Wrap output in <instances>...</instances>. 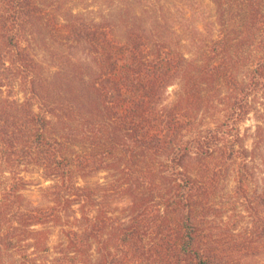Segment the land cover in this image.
<instances>
[{"label":"trees","instance_id":"trees-1","mask_svg":"<svg viewBox=\"0 0 264 264\" xmlns=\"http://www.w3.org/2000/svg\"><path fill=\"white\" fill-rule=\"evenodd\" d=\"M212 2L223 26L215 57L190 60L167 42L149 55L141 42L128 47L113 39L101 46L102 54L110 52L106 59H97L103 73L89 83L91 94L101 97L95 108L86 102L75 115L71 106V116L62 117L55 103L37 112L29 101L35 97L0 98V145L9 149L11 167H38L52 181L44 188L46 203L28 207L25 178L13 171L0 178V264H235L234 253L254 249L264 236V186L256 180L264 147V104L257 105L264 97V0ZM1 5L0 29L14 54L3 63L0 58V81L30 77L35 60L25 51L24 28L45 15L44 3L1 0ZM236 24L254 51L248 84H239L233 72L229 50ZM61 27L87 38L109 29L97 22ZM123 58L138 71L136 79H125L128 84L140 74L152 80L136 98L126 85L130 95L115 104L104 85L120 71ZM166 68L184 81L183 94L171 107L157 102L171 73ZM201 84L225 90L224 119L214 124L203 121L209 97H200L201 106L193 90ZM250 114L257 121L251 148L240 125ZM94 165L118 175L114 188L130 200L127 206L117 209L97 186L79 182ZM230 172L234 201L221 194ZM239 203L252 219L245 233L233 232L231 221L217 222L231 219ZM53 227L62 228L58 255L44 259L52 250Z\"/></svg>","mask_w":264,"mask_h":264},{"label":"rangeland","instance_id":"rangeland-1","mask_svg":"<svg viewBox=\"0 0 264 264\" xmlns=\"http://www.w3.org/2000/svg\"><path fill=\"white\" fill-rule=\"evenodd\" d=\"M44 3L45 15L42 14L39 21L30 22L24 28L25 35L23 43L26 53L34 58L35 66L31 76L17 77L0 81V98L6 100L14 99L15 95L25 100L26 97H35L29 100L35 105V111H45V105L55 103L59 107V115L70 117L69 107L75 110V115L80 113V108L89 102L92 109L100 102L98 94H91L89 83L98 73H103L97 59L107 56L110 52H101V46L105 42L113 39L132 47L134 42L143 45L142 50H146L149 55L156 51V45L163 42L170 43L178 51L190 60L205 61L215 57L214 46L222 31V24L218 20L217 8L212 0H42ZM0 0V16L3 12ZM52 14V17L49 15ZM77 23H103L108 25L104 34L91 36L78 35L69 27L62 28V24ZM1 26V25H0ZM233 43L229 52L233 55V72L237 82L248 84L249 67L254 51L251 48L249 39L244 38V31L241 25L234 26ZM145 33V34H144ZM145 35V36H144ZM147 35V36H146ZM7 34L0 29V58L12 59L14 51L5 44ZM236 38V39H235ZM97 47L99 50H96ZM142 48V47H141ZM217 61V60H216ZM129 61H121V69L114 73L110 82L105 83L104 92L109 93V97L115 104H121L127 99L128 86L134 97L143 91H148L151 77L139 75V81L130 82L125 79H136L137 72H134ZM1 67V64H0ZM168 74L167 85L160 92L157 100L159 105L171 107L178 104L180 96L183 94V76L176 77L171 68H166ZM177 73V72H176ZM141 76V77H140ZM9 77V76H8ZM159 77H161L159 75ZM161 78H167L163 75ZM154 81V80H153ZM219 81V80H218ZM140 82V83H139ZM122 84V85H117ZM198 87V88H197ZM193 87L198 101L203 105L200 97L203 94L209 97V106H204V123L214 124L218 119H224L223 94L218 85L201 84ZM241 88V87H240ZM130 91V90H129ZM232 92V91H231ZM239 95L238 91L234 92ZM38 97V99H37ZM138 97V96H137ZM139 98V97H138ZM93 100V101H92ZM235 101V98L233 99ZM252 97L250 102H252ZM98 102V103H97ZM44 103V105H41ZM264 104V97L257 98V105ZM256 119L254 114H250L246 120L242 121V132L248 136L247 144L252 147V135L256 130ZM2 123H0L1 125ZM1 131V127H0ZM84 145V143H81ZM6 145H0V178L5 173L16 172L27 181V187L23 191L26 206H40L46 203L44 188L52 184L48 180L44 171L38 167L18 164L12 168ZM256 170L258 184L264 186V147ZM12 166V167H11ZM87 179H81L82 185L97 186L102 194H106L113 207L122 209L130 203L129 199H124L118 194L114 185L119 184L118 175L110 170L99 168L94 165L89 169ZM233 175V176H232ZM235 174L230 172L224 186L222 185V199L234 201L233 194L236 183ZM255 183L251 186L254 187ZM241 204L233 217L224 220L217 219L219 224L230 222L233 232H246L252 229L249 224L252 220L248 214L241 211ZM72 215V214H71ZM261 223L264 226V211L260 213ZM246 217V218H245ZM73 219V215L70 217ZM250 222V223H249ZM247 227L249 229H247ZM229 228V223L225 229ZM62 237V228L53 227L48 245L51 252L43 258L54 259L58 255L57 246ZM235 264H264V236L260 237L254 249L247 252L234 253ZM42 258V259H43ZM227 261V260H225Z\"/></svg>","mask_w":264,"mask_h":264}]
</instances>
